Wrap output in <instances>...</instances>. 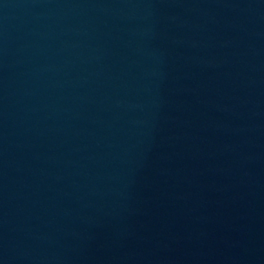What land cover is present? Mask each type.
<instances>
[{
    "label": "water",
    "instance_id": "water-1",
    "mask_svg": "<svg viewBox=\"0 0 264 264\" xmlns=\"http://www.w3.org/2000/svg\"><path fill=\"white\" fill-rule=\"evenodd\" d=\"M0 264H264V0H0Z\"/></svg>",
    "mask_w": 264,
    "mask_h": 264
}]
</instances>
